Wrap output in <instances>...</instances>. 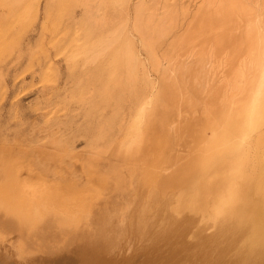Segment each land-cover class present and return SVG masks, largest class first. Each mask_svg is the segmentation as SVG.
Instances as JSON below:
<instances>
[{
  "label": "bare ground",
  "instance_id": "obj_1",
  "mask_svg": "<svg viewBox=\"0 0 264 264\" xmlns=\"http://www.w3.org/2000/svg\"><path fill=\"white\" fill-rule=\"evenodd\" d=\"M151 1L153 4L147 9L141 7L134 9L133 22V31L137 33L141 47L151 58L150 66L157 80L155 94L152 97L146 96L142 103L141 116L146 118V133L141 137L137 148L131 149L128 153L111 148L114 150L113 162L109 160V163L102 165V179L105 183L113 182V185L120 189L124 184L125 166L133 165L134 161H145L152 155L149 147V132L154 136L151 141L155 139L154 142L160 146L161 144L168 146L171 137L174 138L175 145L182 150L177 151L175 155H170L169 158L159 159L158 173L155 172L156 177L150 179L152 186L148 189L150 190L148 194L151 198L147 195L150 200L141 212L144 219L134 221L135 230H141L144 226V233H147L149 236L147 238L151 241L150 249H158L165 238L175 243L173 247L178 244L176 249L179 253L174 250L171 255L176 252L180 264H264V0H202L201 4H198L199 7L194 9V13L192 12L191 20L185 26L183 33L178 36L177 33L180 30L175 28L178 25L174 24L173 27L174 19L171 14L172 12L175 15L176 11L170 8L173 2L170 0L172 2L170 6L169 0ZM159 3L162 12L159 8L157 9ZM169 8L175 12L169 11ZM157 10L161 14H156ZM154 16H157L156 22L154 19L157 33L162 35L174 31L172 43L159 59L163 69L159 68L157 54L154 51V32L146 28ZM174 18L178 20V17L174 16ZM179 27L181 29V26ZM124 55L128 63L141 65L132 44H126ZM144 82L150 89L152 81L144 78ZM169 120L172 125L166 126ZM169 126L171 133L167 135ZM253 137L258 159L248 166V153L245 152L244 147ZM57 155L54 158H57ZM86 156L89 158L90 155ZM43 158L46 159V164L50 161L53 164L54 158L40 157L42 160ZM59 158L57 161L60 160ZM100 159L107 161L106 156ZM57 161L54 160V162ZM87 163L93 166V162ZM94 165H96L95 161ZM58 166L55 170L60 168ZM49 169L50 166L49 168L43 166L36 170L48 172ZM64 170H66L65 167ZM51 173L54 175L56 172L51 171ZM40 176V174L37 175L38 182L28 183L29 181L26 182V180L21 182L18 173H14V178L0 190V202H4L5 207L7 205L13 210L15 201L18 200L28 207V211L35 212L34 215L28 212V215H31L24 216L26 218L24 219L20 218V215L16 216L17 211H15V216H11V219L5 223L7 230L15 229L18 234H15L14 241L7 240L5 243L7 246L0 244V264H105L102 241L109 237L114 239L116 236L107 235L104 232L107 228V223L102 220L105 219L104 217L96 220L103 223H98L97 230H93L96 233L93 236L92 247L83 245L84 249L81 251L83 247L81 244L80 247L77 246L80 251H74L77 250L76 245L71 247L67 244L70 249L75 248L74 250H68L66 246H64L65 249L63 247L58 249L55 245L53 247L56 251L46 249L45 252H41L39 249L40 252L36 253L38 255L29 254V256L21 257L24 240H21L19 235L25 232L27 227L33 226L31 216H39L36 212L45 207V205L41 207L42 204L48 205L47 202L50 200L52 207L56 202L57 208L60 209L61 205L66 208L71 206L69 204L78 203L76 199L80 198V195L89 194L85 193L87 188L80 190L82 191L80 194L79 189L73 186L72 189L76 192L74 190L69 192L70 194L74 192L72 198H69L71 196L67 191L70 189L69 182L66 183L65 179L59 177L58 183L48 185L49 183H44ZM86 192H90L89 189ZM67 194L70 196L68 197ZM75 194L77 198H74ZM63 196H66L65 201L62 199ZM165 196H167L166 200L162 201L161 199ZM68 200L71 201L68 202ZM37 204H40L39 209L36 208L37 211H34ZM78 204L76 208L83 203ZM1 206V208L4 207L3 204ZM63 209L60 210L63 211ZM85 209H88L86 212L90 211L88 206ZM84 210L81 209L77 213L81 214ZM58 213L52 217H56ZM98 215L100 218L102 213ZM98 215L95 218L99 219ZM58 216L54 218L56 222L52 218L51 225L57 223V219L61 217L62 221L59 220L61 222L57 224L63 222L66 226V223L67 225L71 223V220L68 221L70 223L67 222L66 216ZM174 217L181 219L176 221L177 218L174 219ZM91 219H88L89 223L92 222ZM29 220L31 223L28 222ZM90 224L92 226V223ZM51 225L49 223V227ZM44 226H46L45 222ZM80 226L74 227L80 231ZM39 227L41 225H38L36 230ZM59 227L62 228V226ZM72 227L70 230H73ZM210 228L212 230L207 233ZM28 231H30L29 228L27 233ZM3 232H0L1 242L6 241L3 239L7 234L3 235ZM33 232L34 230L31 229L30 233L34 236L35 232ZM8 238L11 237L6 239ZM169 240L168 242L171 243ZM168 242L166 244L170 246ZM107 243H112V240ZM26 248H24L25 254L31 250V247L29 251ZM141 261L142 259L139 258L138 262L132 261L128 264H138Z\"/></svg>",
  "mask_w": 264,
  "mask_h": 264
},
{
  "label": "rangeland",
  "instance_id": "obj_2",
  "mask_svg": "<svg viewBox=\"0 0 264 264\" xmlns=\"http://www.w3.org/2000/svg\"><path fill=\"white\" fill-rule=\"evenodd\" d=\"M171 1L173 5L171 6L172 2L169 0L170 8L176 11L172 9L175 15L171 12L174 19L173 27L174 24L178 25L175 27L180 30L177 33L178 36L183 33L194 9L199 7L202 0ZM152 4L151 0H0V190L14 178V173H18L21 182L25 180L29 181L28 183L38 182L37 175L44 174L39 178L44 180V183H49L48 185L58 183L59 177L65 179L66 183L69 182L68 193L74 190L73 186L79 189L80 194L85 188L90 191L86 192L87 189H85V193L89 194H82L76 199L78 203L80 202L79 204L71 202L75 205H68L70 209L75 207L72 211H69V207L64 208L61 205L60 209L64 208L65 211L67 209V213L64 209L62 211L57 208L56 202L52 207L50 200L44 201L49 203L48 205H41L48 208L39 209L40 204H37L34 211L39 209L36 213L40 217L36 214L31 216L32 223L30 220L28 222L33 226L27 227L30 229L28 233L27 229L25 230L27 235L30 234L32 237L29 235L27 237L24 231L21 232L25 235L22 233L19 235L25 242L22 241L21 257L29 256V254L35 256L34 254L39 253L40 250L41 252H45L46 249L56 251L55 247L61 249L68 245L71 247L76 245V248L81 244V247L83 245L92 247L93 236L96 233L93 230H97V224L104 221L107 223L104 232L107 235L116 236V239L105 238L107 242L116 241L114 245L105 240L102 241L104 242V260H100L105 261V264H128L132 261L138 262L139 258L142 261L138 264H180V259L176 255L179 253L176 249L178 244L173 247L175 243L172 240L161 238L164 240L161 241L160 247L150 249L151 241L147 238L149 237L147 233H144V226L143 231L135 230L134 226L135 222L144 219L141 212L151 198L148 194L150 191L148 189L152 186L150 179L156 177L155 172L158 173L159 159L169 158L170 155H175L177 151L182 150L175 145L174 138L171 137L173 141L170 140L168 146L162 144L160 146L154 142L155 139L151 141L154 136L149 132V147L152 155L144 159L145 161H134L133 165L127 164L126 168L124 167V184L120 189H117L113 182L105 183L101 176L102 165L109 163V160L113 162L114 150L119 149L122 153H128L131 149H136L141 137L146 133V118L141 116L142 103L146 96L152 97L155 94L157 80L150 66L151 58L141 47L139 37L133 31V22L136 7L147 9ZM159 5L160 3L157 9L160 10ZM159 10L155 13L161 14L162 11ZM181 14L187 16L183 18ZM157 16L153 17L146 28L154 32V51L157 54L159 68L163 69L159 59L172 43L174 31L162 35L157 33V27L154 24ZM174 16L178 17V20ZM129 43L134 46L141 65H133L125 59L124 50ZM144 78L152 81L150 89L145 85ZM170 123L169 120L166 126ZM170 126L168 129L165 128L167 135L171 133ZM244 148L248 153V166H251L250 164L258 159L254 148V137L246 143ZM86 152L90 155L89 158H86L88 157ZM40 153L44 155H39ZM96 153L98 154L94 155ZM56 154H58L57 158L61 156L58 161L54 158ZM42 156L54 158L53 164L52 161L46 164L45 158L40 159ZM102 156H106L107 161L100 159ZM91 161L93 166L87 163ZM62 165L69 172L64 170ZM40 166L46 168L50 166L48 171L50 173L37 171L36 169L41 168ZM57 166L60 167L61 172L59 169L55 170ZM15 169L16 172H14ZM29 169L32 171L29 172ZM51 171L56 173L53 175ZM69 194H67L68 197L71 195L69 198H72L74 192ZM85 195L87 196L83 197ZM64 197L66 196H63V201H65ZM166 197L161 200L165 201ZM1 202L0 206L3 204L4 207H0V232L4 231L2 234H7L3 239L6 241H2L3 243L0 241L2 246V244L6 245L9 239L10 242L14 241L15 234H18L15 229L13 231L6 229L5 223L8 219L15 215L26 219V216L34 215L35 212L28 211V207L18 200L15 201L13 210L7 205L5 207V203ZM77 204L82 205L76 208ZM86 205L90 209L88 212H86L88 209H85ZM80 208L85 210L78 214ZM49 210L53 212L50 213ZM28 212L31 214L28 215ZM57 212L59 213L56 217L66 216L67 222L71 220L68 225L71 226L74 222L72 226L78 227L81 224L80 231L72 226L73 230H70L71 227H67V223L66 226L63 222V224H57L62 221V217L57 219V223L51 225V221L53 222L56 218L52 216H55ZM101 213L102 216L99 218L98 214L101 215ZM96 215L99 219L95 218ZM102 217L105 218L102 222H96ZM47 218L50 221H47ZM176 218L174 217L176 221L181 219ZM88 219L92 220L90 222L92 226ZM38 225L41 227L36 230ZM31 229L35 232L34 236L30 233ZM211 230V228L208 229L207 233ZM141 231L147 236L145 237ZM72 232H74L73 235ZM75 232L78 236H75ZM36 233L39 235L37 236ZM173 233L176 234L174 231ZM7 237H11L12 240L6 239ZM28 245L31 247V252ZM25 247L29 251L27 254L24 253ZM79 247L77 250L68 247V250L80 251ZM174 250L178 252L171 255Z\"/></svg>",
  "mask_w": 264,
  "mask_h": 264
}]
</instances>
